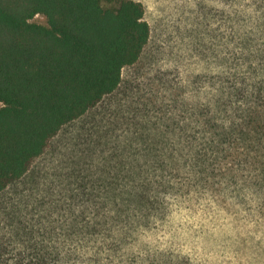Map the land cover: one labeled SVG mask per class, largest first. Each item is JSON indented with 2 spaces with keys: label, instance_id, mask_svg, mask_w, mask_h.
<instances>
[{
  "label": "trees",
  "instance_id": "1",
  "mask_svg": "<svg viewBox=\"0 0 264 264\" xmlns=\"http://www.w3.org/2000/svg\"><path fill=\"white\" fill-rule=\"evenodd\" d=\"M252 20L228 49L221 87L177 124V140L132 118L99 189L84 183L20 214L1 202L0 264H197L138 242L195 203L264 206V12ZM150 32L138 0H0V195L120 88Z\"/></svg>",
  "mask_w": 264,
  "mask_h": 264
},
{
  "label": "rangeland",
  "instance_id": "2",
  "mask_svg": "<svg viewBox=\"0 0 264 264\" xmlns=\"http://www.w3.org/2000/svg\"><path fill=\"white\" fill-rule=\"evenodd\" d=\"M138 1L151 27L140 60L123 69L116 92L64 126L26 177L0 195L8 211L24 213L47 195L66 197L84 183L99 189L101 177L115 171L112 154L125 143L130 133L122 128H129L132 118L140 128L156 125L164 141L177 140V124L189 123L192 106L221 87L232 60L228 49L264 12V0ZM32 21L48 24L43 14ZM167 126L171 131L165 137L161 131ZM138 243L166 248L173 257L185 254L197 264H264V206L250 200L195 203Z\"/></svg>",
  "mask_w": 264,
  "mask_h": 264
}]
</instances>
